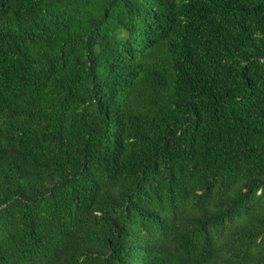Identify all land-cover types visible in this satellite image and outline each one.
<instances>
[{"label":"trees","instance_id":"1","mask_svg":"<svg viewBox=\"0 0 264 264\" xmlns=\"http://www.w3.org/2000/svg\"><path fill=\"white\" fill-rule=\"evenodd\" d=\"M0 264H264V0H0Z\"/></svg>","mask_w":264,"mask_h":264}]
</instances>
